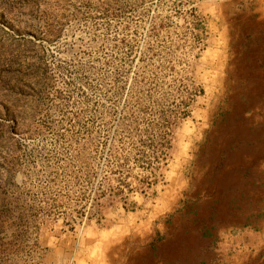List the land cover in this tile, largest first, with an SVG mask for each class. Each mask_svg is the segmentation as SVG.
<instances>
[{
    "label": "rangeland",
    "instance_id": "obj_1",
    "mask_svg": "<svg viewBox=\"0 0 264 264\" xmlns=\"http://www.w3.org/2000/svg\"><path fill=\"white\" fill-rule=\"evenodd\" d=\"M254 9L0 0V264H128L124 238L174 215H190L192 233L217 218L258 228L264 31L253 24L264 17Z\"/></svg>",
    "mask_w": 264,
    "mask_h": 264
},
{
    "label": "crops",
    "instance_id": "obj_2",
    "mask_svg": "<svg viewBox=\"0 0 264 264\" xmlns=\"http://www.w3.org/2000/svg\"><path fill=\"white\" fill-rule=\"evenodd\" d=\"M254 6L264 17V0H254ZM253 30L259 35L264 24H253ZM195 224L190 215L183 219L174 215L167 223L143 225L145 231L139 236H121L118 241L133 243L134 249L126 257L128 264H264V220L258 228L254 224L238 228L217 218L214 226L192 233ZM155 228L164 235L161 244L151 235Z\"/></svg>",
    "mask_w": 264,
    "mask_h": 264
}]
</instances>
